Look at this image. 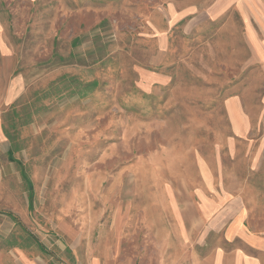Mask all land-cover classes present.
Instances as JSON below:
<instances>
[{
    "label": "rangeland",
    "instance_id": "obj_1",
    "mask_svg": "<svg viewBox=\"0 0 264 264\" xmlns=\"http://www.w3.org/2000/svg\"><path fill=\"white\" fill-rule=\"evenodd\" d=\"M9 101L0 264H264V0H0Z\"/></svg>",
    "mask_w": 264,
    "mask_h": 264
},
{
    "label": "crops",
    "instance_id": "obj_2",
    "mask_svg": "<svg viewBox=\"0 0 264 264\" xmlns=\"http://www.w3.org/2000/svg\"><path fill=\"white\" fill-rule=\"evenodd\" d=\"M12 89H10V94L8 95L9 98H11V91ZM3 99L5 100V97L3 96ZM10 103L11 101H9L8 103V107H7V102L4 103L5 106L0 105V179L2 180V178L5 175L4 170H6V166L5 163H7V160H10L12 157V144L10 142V140L7 138L6 136V123H5V115L7 113V110L9 111L10 108ZM29 200V199H28ZM12 209V208H9ZM4 210H7V207H4ZM4 215H6L7 217L10 218V220L13 222L15 221V224L19 221V220H14V218H16L12 212H6L4 213ZM12 223H10V230L12 229ZM21 227H23V224H20ZM39 243V242H38ZM41 251L43 253H45L46 251L41 248ZM9 252V251H8ZM6 252L5 256H4V263L3 264H18V262L14 261V256L12 254V252L10 251L9 253ZM25 254V252H24ZM46 254V253H45ZM23 256V254H21ZM26 255V254H25ZM261 255L262 257H264V251H261ZM16 260V259H15ZM26 264H30V263H26ZM33 264H37V263H33Z\"/></svg>",
    "mask_w": 264,
    "mask_h": 264
}]
</instances>
